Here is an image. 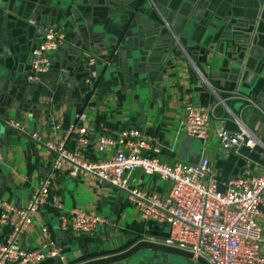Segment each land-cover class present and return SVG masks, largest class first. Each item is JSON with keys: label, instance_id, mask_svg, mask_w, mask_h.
Wrapping results in <instances>:
<instances>
[{"label": "crops", "instance_id": "0c3cea01", "mask_svg": "<svg viewBox=\"0 0 264 264\" xmlns=\"http://www.w3.org/2000/svg\"><path fill=\"white\" fill-rule=\"evenodd\" d=\"M255 2L0 0V71L12 86L9 107L1 109L3 120L11 119L23 129L19 133L4 124L0 127V199L16 207L24 205L39 180L49 174L52 156L29 135L57 139L78 114L84 116L77 122L86 130L89 159L111 151L95 149L102 130L135 128L153 139L159 158L166 163H197L207 158L221 189L244 169L243 158L220 148L215 137L221 121L224 128L237 130L232 122L235 116L257 141L251 150L241 148V153L264 166V115L231 97L234 93L249 98L264 114V22L260 17L263 12L264 18V5L257 8ZM120 16H126L124 25H119ZM47 26L62 30L64 39L49 53L47 72L29 84L24 79L29 53ZM81 28H86L84 34ZM91 70L97 78L88 86L84 79ZM184 102L212 112L204 140L179 133ZM73 140L71 136L68 147ZM249 170L259 172L251 166ZM124 177L130 186L158 195L168 185L137 169ZM51 178L56 185L53 193L64 210L91 208L104 220L92 234L74 235L60 231L55 207L49 202L42 206L38 221L62 248L67 264L165 263L140 254L147 251L191 263L179 250L163 245L164 224L138 219L125 191L91 176H68L63 170ZM40 238L38 225L31 223L18 245L30 250ZM262 239L264 252V225ZM37 264L64 263L47 258Z\"/></svg>", "mask_w": 264, "mask_h": 264}, {"label": "built area", "instance_id": "2783aa9c", "mask_svg": "<svg viewBox=\"0 0 264 264\" xmlns=\"http://www.w3.org/2000/svg\"><path fill=\"white\" fill-rule=\"evenodd\" d=\"M262 20L264 22V18ZM43 32L44 36L29 53L24 77L29 84L37 82L47 72L49 53L56 51L64 39L63 31L58 28L47 26ZM96 78V72L90 71L84 83L89 86ZM231 97L243 100L264 115L249 98L234 93ZM218 103L225 106L221 98ZM75 117L76 121L57 139L41 140L34 133L29 135L52 156L50 170L32 189L24 205L16 207L0 199V264H37L47 258L67 264L62 248L49 239L46 227L38 221L42 206L48 202L58 210V226L62 232L92 234L104 222L91 208L63 209L58 196L53 193L56 185L51 178L60 170L68 176H91L98 183L125 191L138 219L164 224L167 236L163 245L179 250L189 260L200 264H264V252L261 251L264 166L241 153V148L251 150L257 141L237 117H232L236 131L224 128L223 121L217 123L220 126L215 131L218 146L244 161L239 176L226 180L221 189L216 185L207 158L201 157L197 163H166L159 158V149L153 139L135 128L115 132L102 130L95 149L100 153L111 151L105 157L89 159L85 154L86 130L77 122L84 120V116L78 114ZM212 117L208 109L184 102L178 131L204 140ZM4 125L23 133L22 126L11 119L4 120ZM71 136L74 140L68 147ZM250 166L259 172H250ZM136 169L166 181L164 194L130 186L124 174ZM31 223H36L40 229L39 244L30 250L21 249L18 245L20 236Z\"/></svg>", "mask_w": 264, "mask_h": 264}, {"label": "water", "instance_id": "95a60500", "mask_svg": "<svg viewBox=\"0 0 264 264\" xmlns=\"http://www.w3.org/2000/svg\"><path fill=\"white\" fill-rule=\"evenodd\" d=\"M259 3V4H258ZM264 5V0H256L254 7H261ZM126 3H125V7H126ZM125 7L120 8V9H125ZM263 12L260 14V17L263 19L262 17ZM76 16V15H75ZM120 24L119 25H124L125 21H126V16H120ZM53 21H50L49 24H52ZM76 26H78V24H76ZM78 27H83V25H79ZM87 30H90L89 28H87ZM86 31L81 28V33L84 34V32ZM125 33V32H124ZM120 34V33H119ZM42 36H44V32L42 34ZM87 37V34H86ZM243 37H247V34H243ZM89 69H92V66H88ZM1 70V67H0ZM93 71V70H91ZM90 72V71H89ZM7 76L5 75L4 72L0 71V127H2V125L4 124V115H5V111H3L1 108L3 109H7L9 107V101H10V97L12 94V86L8 83V79ZM140 254H147L152 256L156 261L164 263V264H199L195 261H191V263L185 262V260L183 259H179L177 257H172V256H168L165 254H160V253H152V252H142ZM178 262V263H176Z\"/></svg>", "mask_w": 264, "mask_h": 264}]
</instances>
